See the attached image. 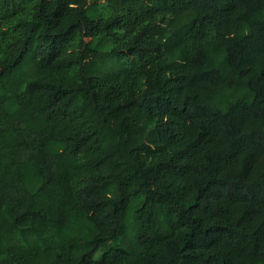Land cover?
I'll use <instances>...</instances> for the list:
<instances>
[{
	"label": "trees",
	"instance_id": "16d2710c",
	"mask_svg": "<svg viewBox=\"0 0 264 264\" xmlns=\"http://www.w3.org/2000/svg\"><path fill=\"white\" fill-rule=\"evenodd\" d=\"M0 264H264V0H0Z\"/></svg>",
	"mask_w": 264,
	"mask_h": 264
}]
</instances>
